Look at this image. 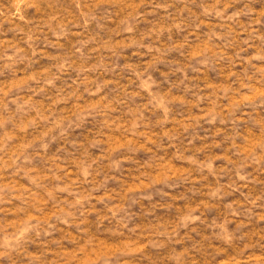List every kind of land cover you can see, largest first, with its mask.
Here are the masks:
<instances>
[{
	"label": "clouds",
	"instance_id": "clouds-1",
	"mask_svg": "<svg viewBox=\"0 0 264 264\" xmlns=\"http://www.w3.org/2000/svg\"><path fill=\"white\" fill-rule=\"evenodd\" d=\"M13 2L23 5L28 13L39 12L41 15L30 19L19 10L15 13L22 24L10 31L27 37L24 40L26 49L0 41V216L10 209L7 223H0V264H20L21 260L24 264H101L113 253L93 240L89 227L93 215L88 213L100 205H104L106 211L95 214L99 221L96 224L98 231L108 233L115 225V233L133 232L135 223L129 216L136 209L114 211L116 201L104 198L105 181L121 168L108 170L112 159L109 146L113 141L104 133L118 137L123 143L118 160L126 162L125 168L132 166L131 160L138 162L139 182L155 185V177L159 175L164 187L171 186L178 179H169L174 175L173 169L168 167L169 161L183 164L200 176H231V183L227 187L221 186L214 196L227 195L232 185L252 186L264 182L261 180L264 177V121L256 123L255 132L246 131L252 114L258 117L264 110V32L260 30L264 27V8L253 6L260 0H139V5L145 6L143 11L133 8L127 12V19L132 23L121 26L123 36L113 37L129 41L134 37L135 43L127 50L104 48V38H98L97 44L92 45L98 49L96 52L77 48L63 62H56L59 68L55 73L34 79L22 87L17 86L19 81L33 77L35 61L43 59L33 47V37L54 34L56 26L69 17L59 6L60 0ZM72 2L77 9H81L82 4L87 8V11H80L87 29L91 21L100 19L98 14L105 5L128 8L136 5L137 0ZM97 5L101 6L99 10ZM157 10L164 14L165 23L138 34L135 22ZM244 18H248L246 23ZM204 21L212 25L208 30L222 31V36L217 38L220 47L201 49L197 56L191 55V47L177 48L173 54L157 60L165 44L175 48L178 41H185ZM220 25L224 27L221 29ZM196 42L192 41L193 44ZM257 42L261 52L247 51ZM129 54L140 57L142 63L127 62ZM174 57L183 59L177 64L173 78L165 81V87L153 73L160 71V66ZM225 67L235 69L234 73L229 71L227 79L223 76L218 81L200 79L215 76L217 68ZM125 71L128 75L122 79ZM108 81L116 84L107 86ZM212 83L218 87L210 88ZM113 87L120 89L118 94H112ZM178 105L188 109L182 117L176 114ZM197 116L199 120L195 119ZM97 120L100 127L95 135L85 140L73 138L90 130ZM218 123L231 127L221 128ZM203 125L217 127V131L222 129L220 135L216 131L211 142L205 145L211 151L206 155L198 153L195 138L187 139L181 149L182 138L186 139L190 130ZM85 153L105 159L99 164L87 163L83 170L77 165L75 179L78 183L75 185L71 184L73 178L68 177L67 169L59 173L63 177L59 183L69 189L67 197L71 203H65L66 211L59 212L52 221L41 219L42 213L35 210L38 207L35 198L19 192L10 182L23 168L35 167L29 163V158L48 160L57 155L63 158L61 163L71 168L73 161L80 160ZM217 156L221 159L217 160ZM219 161H224L223 166H217ZM225 165L228 171L220 173L219 169ZM52 176H49V186L54 183ZM5 178L9 183H5ZM183 179L190 180L191 177ZM126 195L128 199L133 197ZM121 202H124L123 198ZM237 214L242 215L238 210L232 213ZM102 216L108 219L103 220ZM73 229L80 233L74 251L53 250V254L36 259V253L29 247L36 240L45 237L52 244H60L61 241L54 237L59 232L71 235ZM217 229L214 240L221 242L223 248H231L236 234L229 231L227 225ZM250 247L245 245L242 252H247ZM204 251L193 246V264L201 260ZM251 257L237 256L234 264H250Z\"/></svg>",
	"mask_w": 264,
	"mask_h": 264
},
{
	"label": "rangeland",
	"instance_id": "rangeland-1",
	"mask_svg": "<svg viewBox=\"0 0 264 264\" xmlns=\"http://www.w3.org/2000/svg\"><path fill=\"white\" fill-rule=\"evenodd\" d=\"M162 2V0H157ZM171 2V0H167ZM62 11L69 17L64 23L59 24L54 29V34L37 35L33 37L35 43L33 47L42 55L43 59L36 60L34 64L33 77L22 79L17 86H26L42 76H48L55 73L59 68L57 61L63 62L67 57L80 48L82 51L88 49L90 53L96 52L98 49L93 48V44H97L98 38L103 37L104 48L124 49L127 50L131 44L135 43V38L130 41L127 38L113 39V37H121V26H128L132 23L127 19V12L136 8L143 11L142 5H139L137 0L136 5L124 8L116 4L105 5L99 12L98 21L93 20L87 26H83L84 17L80 16V11L87 8L82 4L81 9H77L72 0H60ZM254 7L264 8V0L253 5ZM147 7V6H146ZM101 6L97 5L99 10ZM20 11L25 17L30 19L38 18L41 13L31 12L23 5L15 4L13 0H0V41L12 42L21 49H26L27 46L24 40L27 37L20 36L17 32L10 31L22 22L16 17L15 13ZM11 12V14H10ZM142 21L135 22L137 33L148 32L153 27L165 23L164 14L162 12H149ZM248 18H244L245 23ZM221 29L223 25L219 26ZM212 28L209 21H204L201 27L190 33L185 41H178L175 48L164 45L161 56L157 60H163L165 56L171 55L177 51V48L191 47L192 56L200 54V50H207L213 47H220L218 37L222 36V31L208 30ZM261 32H264L262 27ZM135 31V29H134ZM238 35H243L239 33ZM192 41H197L195 44ZM163 43V42H162ZM247 51L261 52L259 42L253 45ZM231 55V52H229ZM182 57H174L169 62L160 66V71L154 72L155 78L161 82L163 86H167L165 81L173 78V73L178 63L182 62ZM127 62L134 64L142 63L140 57H132L130 54L127 57ZM237 68L240 66L237 65ZM229 71L234 73L235 69L230 67L217 68L215 76L200 77V79L220 80L228 78ZM125 71L123 77L127 76ZM115 81H108L107 86L115 85ZM223 87V85H219ZM210 88L218 87L212 83ZM227 90V89H225ZM120 89L113 87L111 92L113 95L118 94ZM187 107L178 105L176 114L182 117ZM253 119L249 121V127L246 131L255 132V127L258 121H264V110H261L260 116L252 114ZM195 119L199 120L197 116ZM100 121L94 122L90 130H86L74 139L85 140L97 131H99ZM218 127H231V125H219ZM217 127L203 125L196 127L187 134V138H182V143L179 145L181 149L186 145L187 139L195 138L198 153L208 154L211 150L206 148L208 143L214 138ZM222 133V129L217 131V135ZM107 139L113 141L109 146V152L112 159L110 160L111 167L109 171H115L121 167L119 171H115V175L109 177L105 181L104 198L111 201H116L114 211H125L128 208H135L136 211L131 213L129 220L135 223V228L131 234L114 232L115 225L111 226L108 233H103L96 229V224L99 223L95 214L104 212L106 208L100 205L99 208L93 207L88 213L92 216V223L89 227L93 233V240L102 247L109 249L113 254L106 257L101 264H193L192 253L193 246L203 248L201 260H196L195 264H234L235 257L251 255L250 264H264V182H257L252 186H237L232 185L228 190L227 195L220 197L213 194L220 189L221 186L227 187L231 183L232 177L228 175L216 176H200L193 174L190 168L184 167L183 164L173 163L169 161L168 167L172 168L174 175L169 179H178L169 187H164V181L159 175L155 177V185H149L146 182H139L140 177L137 173V161L131 160L132 166L125 168V161L118 160L120 151L124 145L118 137H111L108 133H104ZM24 150V146H19ZM79 152H77V156ZM132 155V154H128ZM203 158V156H201ZM62 157L52 155L48 160L29 158V163L35 166L34 168H23L18 176L11 179V183L16 185V188L21 193H28L35 198L34 202L38 205L36 211L42 213L41 219L52 221L61 211H66L63 208L65 203H71L67 197V191L63 184L59 183L63 177L59 176L60 172L67 169L68 177L73 178L71 184L75 185L78 181L77 165L79 170H83L87 163L94 162L99 164L100 160L105 159L102 156H95L92 153H85L84 156L76 161H73V166L68 168L67 165L61 163ZM182 159V158H181ZM217 160L221 157L217 156ZM143 161H139L142 163ZM224 161L218 162V167L223 166ZM150 167V165H148ZM227 166L219 169L220 173L227 172ZM36 173H40L39 176ZM50 174H53L54 181L52 186H49L48 180ZM191 177L190 180L183 177ZM264 181V177H261ZM5 183H9V179L5 178ZM104 185H102L103 187ZM60 191H57V189ZM126 194H132L133 197L128 199ZM123 198V203L121 202ZM134 201V202H133ZM227 202V205L224 204ZM255 201V203H249ZM18 203V202H17ZM111 207V206H110ZM22 210V209H20ZM240 211L242 215H232L234 211ZM10 209L6 210L0 216V223H7ZM101 219L107 220V216H102ZM220 225H227L229 231L236 234L235 244L231 248H223L219 241L214 240V230ZM218 232V229L215 230ZM171 237V239H170ZM61 241L60 244H52L49 238L42 237L32 245L30 249L36 253V259L41 260L44 256L53 254V250L72 252L76 249V242L80 238V233L75 229L71 235L66 232H59L55 237ZM245 245H251L247 252H242ZM20 264H24L21 260Z\"/></svg>",
	"mask_w": 264,
	"mask_h": 264
}]
</instances>
